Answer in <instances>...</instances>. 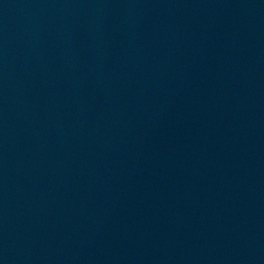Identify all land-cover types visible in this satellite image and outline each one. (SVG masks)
Wrapping results in <instances>:
<instances>
[{"label":"water","instance_id":"obj_1","mask_svg":"<svg viewBox=\"0 0 264 264\" xmlns=\"http://www.w3.org/2000/svg\"><path fill=\"white\" fill-rule=\"evenodd\" d=\"M0 264H264V0H0Z\"/></svg>","mask_w":264,"mask_h":264}]
</instances>
